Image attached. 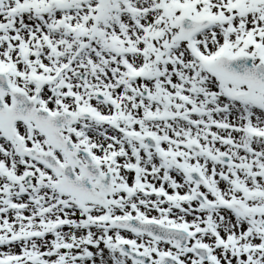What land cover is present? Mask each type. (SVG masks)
Returning a JSON list of instances; mask_svg holds the SVG:
<instances>
[{
  "label": "snow or ice",
  "instance_id": "1",
  "mask_svg": "<svg viewBox=\"0 0 264 264\" xmlns=\"http://www.w3.org/2000/svg\"><path fill=\"white\" fill-rule=\"evenodd\" d=\"M0 264H264V0H0Z\"/></svg>",
  "mask_w": 264,
  "mask_h": 264
}]
</instances>
